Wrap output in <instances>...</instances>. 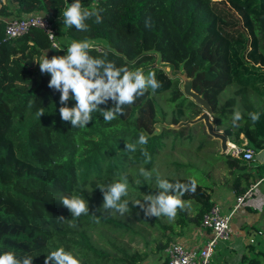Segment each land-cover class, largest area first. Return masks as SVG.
I'll return each mask as SVG.
<instances>
[{"label": "trees", "instance_id": "1", "mask_svg": "<svg viewBox=\"0 0 264 264\" xmlns=\"http://www.w3.org/2000/svg\"><path fill=\"white\" fill-rule=\"evenodd\" d=\"M71 3L73 0H0V253L15 251L18 257L28 254L33 256V264H44L47 254L63 247L75 253L80 264H137L138 258L116 241L123 232L131 239L137 231L102 211L99 188L130 171L140 181L129 186L135 196L137 192L157 194L151 187L152 178L145 182L139 169L155 175L160 167L168 173L181 168L183 164L176 159L160 160L159 156L166 146L175 148L184 142L189 146L193 142L191 130L198 123L173 126L201 112L183 96L177 78L163 77L162 70L153 65L155 56L191 78L192 90L211 108L216 131L223 126L221 133L237 144L242 134L246 148L260 150L264 146V93L257 95L254 80L264 71V0H81L85 7L97 5L103 10V23L86 21L88 31L65 27L66 39L70 43L74 39L101 40L104 45L94 46L91 56L104 58L107 53L106 58L117 67L143 68L145 75L154 71L162 85L155 93L149 89L135 103L125 105L124 114L111 122L93 114L85 128H74L70 121L61 120L60 93L48 87L50 75L42 74L37 64L45 52L49 59L64 55L70 43L60 46L64 51H57L36 28L13 39L4 38L9 19L34 12L58 19ZM217 4L232 10L246 30L239 53L234 52L231 32L222 25L223 11H228ZM58 36L55 26L60 45ZM229 87L232 90L224 97ZM74 104V100L68 102L69 107ZM112 106L109 100L100 107ZM41 107L45 114L39 119L36 112ZM233 107L242 112L238 126L231 122ZM250 112L260 113L255 124ZM157 124L161 125L155 131ZM141 132L148 136L145 145L137 143ZM204 136L207 141L199 139L193 150L201 155L202 162L209 166L225 157L235 160L219 153L216 141ZM129 143L136 144L135 152L125 150ZM205 146L216 150L215 154L207 152L210 160L200 152ZM185 170L189 175L174 178L180 183L196 181L195 192L181 197L193 203L192 214L187 217L178 208L174 222L161 227L171 233L186 224L199 226L210 203L209 175H201L192 163ZM72 194L82 195L92 212L74 218L61 202L62 197ZM122 199L129 201L130 210L139 211L128 196ZM147 220L141 222L147 224ZM92 233L96 241H92ZM169 240L166 237L157 243V250L165 248ZM249 240L247 236L244 241L247 252L253 248ZM242 258L253 264L246 253Z\"/></svg>", "mask_w": 264, "mask_h": 264}, {"label": "clouds", "instance_id": "2", "mask_svg": "<svg viewBox=\"0 0 264 264\" xmlns=\"http://www.w3.org/2000/svg\"><path fill=\"white\" fill-rule=\"evenodd\" d=\"M100 9L97 5L90 8L85 7L81 0H73L63 11V25L68 28L73 26L77 31H88L89 24L86 22L92 20L95 24L103 23ZM57 51H64L59 44L54 45ZM94 47L91 40H72L67 46L64 55H53L50 59L47 52L37 62L42 74H49L50 80L48 87L60 93L59 96V114L62 121H70L74 128H85L94 118L93 114L99 113L103 120L108 123L124 114V106L135 103L136 99L143 96L146 91L151 89L155 93L162 85L156 79L154 71L149 70L145 75L143 68L129 70L127 67H117L114 61L108 60L107 53L104 58L93 57L89 54ZM74 100L72 107L68 102ZM111 100V108H101ZM31 105V102H30ZM45 114L41 107L36 116L40 119ZM248 115L253 124L259 118L260 113L250 112ZM243 119L240 109H236L232 114V125L238 126V122ZM148 141L147 134L141 132L138 140L139 145H145ZM126 151L135 152L136 144H126ZM142 154L149 158L146 150ZM139 174L145 178H151L152 172L139 169ZM138 184L139 180L136 181ZM157 186L162 191L157 194H149L144 200L149 202L147 207L136 201L144 211L145 216L159 217L164 215L170 220L177 215L178 208L184 207L181 197L186 192L194 193L196 181L189 183H170L167 179L160 177L157 173ZM129 179L126 174H120L117 181L101 186L99 189L103 193V207L105 209H114L121 215L129 213V201L122 199L128 196ZM174 190V194H169V190ZM62 204L75 217L81 214H88V202L82 195L72 194L62 197ZM62 219V217H61ZM74 226V225H73ZM80 264V260L72 252L65 251L59 247L46 255L44 264ZM0 264H33V256L25 254L18 257L15 251H4L0 253Z\"/></svg>", "mask_w": 264, "mask_h": 264}, {"label": "rangeland", "instance_id": "3", "mask_svg": "<svg viewBox=\"0 0 264 264\" xmlns=\"http://www.w3.org/2000/svg\"><path fill=\"white\" fill-rule=\"evenodd\" d=\"M217 6L221 9L224 7L228 11V13L223 11L222 17L224 18V21L222 22V25L225 29L228 30V32H231V35L233 36L232 42L235 43L234 52L236 50L239 53L242 50V48L244 47L246 30L244 27L241 26L240 20L238 19L236 14H234L232 12V10L228 9V7L226 5L221 6L220 4H217ZM62 18H63V16L61 15L60 18H58L55 22L56 33H57V35L59 34L58 38H60V40H59L60 46L67 44V43H64V38L61 39L63 36H65V33H64L65 26L63 25ZM91 41L93 42L95 47H102L104 45V42L101 40H91ZM153 65L158 67L160 70H162V72L164 74L163 77H166V76L172 77V78L174 77V78H177L179 80L177 75L181 73V68H179L180 70H177V69L175 70L172 68L171 65L161 63L157 56H155V61L153 62ZM244 72L245 71H243V73ZM256 77L257 78L254 80V84L257 86L258 90H256V93L258 95V94L264 93V71H262L260 74H257ZM179 85H180V80L178 83V87H179ZM232 87L234 89L235 85H232ZM232 87H229L225 91V93L223 94L224 97L227 96L228 94H230ZM224 97H222V100L225 99ZM161 102H160V104H161ZM263 104H264V99H263ZM233 109L236 110L237 107H233ZM229 124H231V123L229 122ZM160 125L161 124H157L156 126H154V130L157 131V129L159 128ZM203 130H204V127H203L201 122L192 128L191 132H193L194 139H193V142L189 146H187L186 143L184 142L182 146L176 145L175 148H170V147L166 146L164 148L163 152L159 156L160 160H167V158H165V157H169L172 159H176L178 162H181L183 164V166L181 168L173 170L172 173H168L166 170H164L163 167H160L157 170V172H154L155 175L152 174V176H151V178H152V186L151 187L152 188H154L158 192L162 191V189H159L157 186V173H159L161 178L167 179L170 183H176L178 181L174 178V176L179 177V176L183 175V173H185L186 175H189V172H187L185 170L188 163H192V164L196 165V168L198 171L200 170L201 175H202V173L209 175L208 176L209 182L211 179L212 180H218L219 172L222 171V168H223V163L218 162V164L215 163L213 165L211 164L208 166L205 162H202L201 155L195 154L193 151L195 146H196L195 144L199 141V139H201L202 141H207L206 136H204L205 130H204V132H203ZM213 141H216V140H213ZM216 143L218 145L217 141H216ZM218 149H219V147H218ZM181 151H183V152H181ZM200 152L204 153L203 156L210 160L211 154L209 156L207 154V152L215 154L216 150L213 149L211 146H205V147H202L200 149ZM198 171L197 172L193 171V172L195 174H198ZM126 173H127L128 179H129V186L130 185L135 186L136 184H138L136 182L138 180L136 176H133L130 173V171H128ZM170 178H173L174 181H171ZM146 179H148V178L144 177L145 182H147ZM209 182H207V183H209ZM169 194H174V190L170 189ZM145 196H147V194L145 192L144 193L137 192V195L135 196L133 194V192L131 191V189L128 188V198L133 203V205H135L136 201H140L141 204H143L145 207H147L149 202L144 200ZM182 201L184 202V207L181 208L182 212H185L187 217L191 216V214H192L191 204H193V203H191V201H187L184 199H182ZM88 207H89V211L92 212V207H91V205H89V203H88ZM135 207L138 208L139 211L131 210L130 213H125V214L121 215L116 210L105 209L103 207V204L101 205V209L103 212L109 214L110 216L114 217L115 219H119V220H122L123 222H126L132 228L136 229L137 233L135 236H133V238L131 237V239H130V235L124 234V232H123V234L121 235L123 237L122 238L117 237L116 241H118L119 243L121 242V244H123V247H125V250L127 251V253L129 255L134 254V256L136 258H138L137 264H142V262L145 260V258L150 257L153 254L158 255V256L161 255L162 250L164 252V249H163L164 247L162 248L161 251L160 250L158 251L156 248V244L157 243H163L165 241L166 237H168L170 239V237L172 235H174V231L177 232L178 228H174V231H172L173 233L169 232L168 230H164L161 228V227L165 226L166 224L173 223L174 220L176 219V217L174 219L170 220L168 217H166L164 215H161L159 217L145 216L143 209H141L139 205H135ZM146 218L148 219L147 224H143L141 222V219L144 220ZM162 233L165 235V238H164V235H162ZM117 235L119 236V234H117ZM90 236L92 238V241H96L94 238V233L90 234ZM202 243L203 242H200V244H202ZM230 244H231V239H230ZM218 247H219L218 252H217L218 255L215 258V264H220L221 260H226V258H227V254L224 252V244L220 242L218 244ZM239 248H241L239 253L244 254L243 253L244 248H242L240 246L237 247V249H239ZM73 254L76 256V258L79 259V257L75 253H73ZM143 255H144V258L142 260H139V258L140 257L142 258Z\"/></svg>", "mask_w": 264, "mask_h": 264}, {"label": "crops", "instance_id": "4", "mask_svg": "<svg viewBox=\"0 0 264 264\" xmlns=\"http://www.w3.org/2000/svg\"><path fill=\"white\" fill-rule=\"evenodd\" d=\"M64 42L70 43L66 36H63ZM212 118V117H211ZM215 126V125H214ZM218 131H222L223 126H219ZM241 139L239 144L230 142L227 138V150L223 155L234 158L235 160H226V157L220 161L223 163L222 171L219 172L218 180H210L212 190H210V204L214 203L219 206L221 215H229L235 198L237 195L245 191L250 185H255L252 189L250 197L245 198L241 205L234 210L231 215L230 224L233 229L231 236V256L237 257L241 248H244V241L249 236L253 245L252 249L244 248L246 258L251 259L253 264H264V181L260 180L264 166V146L253 152L251 160H243L231 154V149L234 146L245 144V139L240 134ZM220 153V150H219ZM239 162V164H237ZM218 164V163H217ZM210 235L206 230L201 229L198 224H186L181 229L177 230V234L170 237L188 249H196ZM237 249V250H236ZM262 250V253H259ZM237 264H247L242 258ZM164 252L161 255H151L145 258L142 264H164Z\"/></svg>", "mask_w": 264, "mask_h": 264}, {"label": "built area", "instance_id": "5", "mask_svg": "<svg viewBox=\"0 0 264 264\" xmlns=\"http://www.w3.org/2000/svg\"><path fill=\"white\" fill-rule=\"evenodd\" d=\"M55 20L42 12H34L9 19L4 27V38L13 39L32 28H36L44 33L51 47L55 49L54 45L58 44L55 37ZM231 154L243 160L253 158V151L244 145L234 146L231 149ZM260 180L264 181V166ZM254 186V184L250 185L245 191L236 196L233 209H231L229 215H221L219 206L214 203L210 204L202 214L199 222V227L208 231L210 235L196 249H188L172 239L169 240L164 248V264H215L220 242L224 244V252L227 254L226 260H221L220 264H237L241 253L235 258L231 256L230 239L233 229L231 228L230 219L232 213L241 205L242 201L251 196Z\"/></svg>", "mask_w": 264, "mask_h": 264}, {"label": "water", "instance_id": "6", "mask_svg": "<svg viewBox=\"0 0 264 264\" xmlns=\"http://www.w3.org/2000/svg\"><path fill=\"white\" fill-rule=\"evenodd\" d=\"M177 70H180V69H177ZM177 77L180 80L179 89L181 93L183 94V96L190 99L198 108L201 109V112L193 119L178 122L176 125H174V127L177 128L180 126L191 125L194 123L201 122L204 127L205 133L212 140H216L218 142L220 153L226 152L227 139L221 132L216 131L214 129L213 123L211 122L212 111L207 101L203 99L199 94L195 93L192 90L191 78H188L186 74L183 72V70H181V73L178 74Z\"/></svg>", "mask_w": 264, "mask_h": 264}]
</instances>
